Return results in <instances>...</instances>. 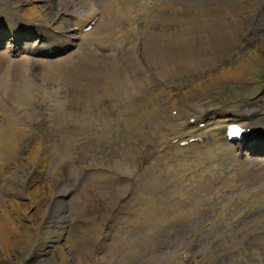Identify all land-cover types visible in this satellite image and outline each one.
Instances as JSON below:
<instances>
[{
    "label": "rangeland",
    "instance_id": "374dc122",
    "mask_svg": "<svg viewBox=\"0 0 264 264\" xmlns=\"http://www.w3.org/2000/svg\"><path fill=\"white\" fill-rule=\"evenodd\" d=\"M61 1L0 0L5 20L0 68L10 60L25 59L20 64L30 84L36 85L30 98L18 102L20 143L0 162V220L11 221L9 234L16 239L9 246L0 241V264H78L81 259L86 264H264V203L256 205L257 197L246 200L245 196L264 192V160L259 163L261 176L240 172L247 169L245 157L252 153L235 152L232 142L221 139L224 125L218 122L223 116L253 114L258 108L252 124L264 129V117L258 120L264 109V0H233L244 6L237 15L241 25L230 16L215 22V12L208 20L196 16L188 27L191 35L176 44L173 27L165 23L169 11L180 14L158 7L172 0H145V7L150 6L141 12L144 15L128 5L132 20L122 25L125 5L109 21L110 0H73L88 3L103 15L99 35L79 33L76 17L61 10ZM31 7L34 15H28ZM197 8L214 11V0ZM38 15L49 28L42 33L61 34L53 39L66 44L13 59V46V52L19 53L41 40L30 31L33 39L20 32L11 42V29L23 27L24 21L42 24L30 20ZM62 27L66 34L60 32ZM137 27L142 33L134 38ZM154 31H159L158 36ZM243 31L254 37L253 42L242 40ZM82 32L86 31L82 28ZM124 33L135 41L134 49L121 37ZM70 57L71 64L64 66L68 76H58L52 65ZM100 61L105 68L93 69ZM231 62L246 66L240 77L229 70ZM111 78L115 87H121L120 93L109 84ZM6 93L0 91V126L12 106ZM186 133L202 139L201 151L185 159L177 150L174 164L161 162L165 161L162 151L168 156L175 151L168 139ZM214 138L222 144L223 154H214ZM254 156L262 160L264 152ZM150 164L157 165L143 169ZM191 167L195 169L188 172ZM181 168L182 181H172ZM195 174L202 176L187 190L186 178L195 179ZM235 183V188L227 186ZM224 186L226 191L219 192ZM172 188L177 201L183 200L177 205L174 228L154 216L164 204L150 198L170 197ZM140 194L149 198L140 200ZM224 198L235 205L226 207ZM169 204L176 201L167 200L165 207ZM136 208L140 221L134 220ZM146 215L151 219L148 224ZM245 215L250 216L242 223ZM137 226L144 228L130 230ZM225 247L228 250L223 252Z\"/></svg>",
    "mask_w": 264,
    "mask_h": 264
},
{
    "label": "bare ground",
    "instance_id": "6f19581e",
    "mask_svg": "<svg viewBox=\"0 0 264 264\" xmlns=\"http://www.w3.org/2000/svg\"><path fill=\"white\" fill-rule=\"evenodd\" d=\"M126 1L127 0H125V1L124 0H110L109 8H108V10L110 11L109 21H111L113 15H118L119 14L118 12H119V10H120L122 5H125V9L123 8V10H125V11L122 10L123 12L120 14L121 15V21H120L121 25L124 23V20H132V18L128 17V15H127V11L129 10L127 8L128 5L134 6L133 9L135 8V10L141 11L142 13L146 11L145 9L148 6H150V5H147V7H145V5H144V1L145 0H128L127 4H126ZM239 1H242V0H239ZM175 2H179V5H178V3H175ZM69 3H70L71 7L65 9V5H67ZM69 3L66 0L61 1V4H64L63 8H61V10H63L66 13H70L71 15H74L73 17H76L75 20L78 23H81L82 26L85 23H89L90 21H93V23H94L92 25L93 28L89 32H87L85 34L86 35H92V34L95 33V35H99L100 28L104 25V22H105V19L104 18L102 19L103 15L99 17L98 13H97V10L95 8H92V9L89 10V7L87 5L88 3L87 4H79V3H74L73 0H71V2H69ZM208 3H209V0H172V3L168 2V4H166L164 2H160L159 3L158 7H168L167 8L168 10L171 9L174 13L179 12V14H180V15H174L171 11H169V13H171V15L169 14V16L166 19V23H165V27H173V35L175 36V38H178V39H176L177 41H175L174 44L178 43L179 39L182 40V38H185L186 36H190L191 35L190 29L188 27H189V25L193 24L195 20L197 21L198 17L196 18V16H200V18L204 17L206 20H208V19H210V16L215 12L218 15V18H217L218 20H216L215 22H218L220 20H224L225 18L230 16V17H232L231 21L234 24L241 25V20H239L237 18L238 17L237 16L238 13L243 11V9H244V6H243V4L241 2H233V0H214V11H212L213 9H211V10L205 9V11H201V10H199L197 8L198 6H207ZM28 11L31 12L28 15H34V11L35 10H34L33 7L28 8ZM120 12H121V10H120ZM130 13H131V11H130ZM157 13H156V11H155V15H154L153 12H152V14L150 13L151 14V18L154 19L157 16ZM163 13L167 14L168 11L164 10ZM122 15L125 16V17H122ZM142 15H144V14H142ZM161 15H163V14H161ZM29 17H31V16H29ZM117 17H115V18H117ZM26 19H29V18H26ZM30 20L31 21L42 22V23H45V24L47 23V21L43 20L42 17H40L39 15L37 17L33 16L32 19H30ZM4 22H5V20H4L3 16L0 14V35L2 33V30H3L2 27H5V25H4L5 23ZM127 22L128 21H126V23ZM135 23H136V20H135ZM150 25H151L150 28H152V23H150ZM233 27H235V26H233ZM63 28H66V27L60 28V32H63V34H66V33H64L65 29H63ZM121 28H122V26H121ZM150 28L148 30H151ZM34 29L35 28H33L32 26H30L27 23L23 27L12 28L11 31L13 33L11 34V38L9 37L10 41L12 42V40L15 37L16 33H20V32H21V34H23L24 32H27L25 39L28 40V39L34 37L33 34H31L30 31H33V32L35 31L37 33V37L41 38V42L40 43H42L43 41L45 42V40H42V39H45V36H49V35H47L48 33H46V32L42 33V31H39V30H36V29L34 30ZM105 29H107V28H105ZM135 29L136 30L133 31L134 38L137 37L140 34L139 33L140 30H141L140 32L142 33V28L141 27L140 28L137 27ZM171 31H172V29H171ZM4 32L9 33L10 31H4ZM245 32H246V30H245ZM49 33H52V32H49ZM55 33H57V32H55ZM158 33H159V31L158 32L154 31V36L155 37L158 36ZM243 33H244V31H243ZM133 35H132V37H133ZM61 36H62L61 34H54V33H52V35H51L52 39L53 38H59L60 39ZM82 36H84V35H82ZM220 36H222V35H220ZM84 37H82V39ZM121 37H123V39L133 43L132 47L134 49L135 41L133 39H131L130 36L127 35V33H124L123 36H121ZM242 38H243L242 40H244L246 42H249V43L253 42L252 40L254 39L253 36H249V34L246 35L245 33L242 36ZM4 39L2 40V43H3ZM218 39H219V36H218ZM112 40H116V39H112ZM13 41L15 42V39ZM168 41L169 42H171V41L173 42V40H168ZM47 42H51V41H47ZM122 42H123V40H122ZM84 43H85V41H84ZM116 43H117V41H116ZM14 44H15V46H17L16 43H14ZM18 45H20V44H18ZM170 45H172V43H170ZM257 45L258 44L256 42L255 47ZM10 46H13V45H10ZM258 47H259V45H258ZM13 49H14V46H13ZM23 50H26V51H29V52H35L36 51L35 48L30 49L29 46L24 47ZM131 50H132V48H131ZM78 53L82 56V54L80 52H78ZM71 58L72 57H70L69 60H67V61H63V62L59 61L55 65H52V68L54 66H56V69L55 68H53V69H54V71H55V73L57 75L59 74L58 76H61L60 74H65V75L68 76L67 69L64 66H66L67 68L69 67V65L72 62ZM95 58L96 57H94L93 59H95ZM21 62L25 63L26 60L25 59H20L17 62H15L13 60H10L9 64L5 68L1 67L2 70H0V73H1L0 74V91L7 92L6 94L10 95V97H9L10 101H9L8 104L12 105L10 107V109H9V112H10L9 116L7 115L1 121V126H0V162H1V158L3 156H5L12 148L16 147V145L18 143H20V140L22 138V134H21V131L19 129L18 123L16 121L17 117H18L17 114L19 113V105H20V104H18V102L21 101V100H25V99L30 98L31 97V91L33 92V90L31 88H33V86H36V85L30 84V82H29V80H28V78L26 76L25 70L23 68V64H20ZM231 63L232 64L228 66L229 70L234 71V73H236L235 75H238V77H240L243 74L246 66L240 64V62L239 63L231 62ZM18 66H19V69H18ZM103 68H105V67L103 66L101 61H100L99 66H93V69H95V70H103ZM12 71H13V73H11ZM48 73H50V72H46L45 75H47ZM109 75H111V74H109ZM58 78H60V77H58ZM58 80H60V79H58ZM97 80H100V79L97 78ZM109 80H110L109 84L113 86L115 92L118 91L120 93L121 87H119L117 84H116V87H115V83L112 84V82H116V80H114L112 78L109 79ZM104 85H106V84H104ZM126 89H125V91H126ZM34 90H36V89H34ZM259 112H260V110H259ZM252 113L253 114H250L248 111H244V112L240 113L238 117L237 116L236 117H234V116H223V119H222L223 122H221V123L222 124L224 123L225 126H224V131H223L224 135L221 136V138H222V140L227 142L226 132H227V128H228V124L229 123L230 124L231 123H237L240 126H242L245 129L244 134H243L244 137L253 130L252 133H251L252 137H257L258 136L259 140L262 139L263 142L262 143L256 142V143L250 145L249 142H242V140H245V139H242V140L239 139V140H237L236 149L242 152L243 151L242 150L243 147H246L245 151L249 150L250 153H252L251 155H254V154H257L260 151L264 152V129L258 127V124L256 126H253V124H252L253 117L255 115H258L257 114L258 113V108H254ZM262 114L264 115V109L262 111ZM263 115L260 116L261 118H258V120H260V121L263 120V117H264ZM219 129H221V128H219ZM214 140L216 142L215 138H214ZM215 142H214V146H212V147H214V154L215 155L223 154L221 152V149H220L222 144H218V142L217 143H215ZM245 158H247L246 161H245V164L248 167H247L246 170H242L241 169L240 172H244V174L248 175V176H249V174H251L253 177L255 176V178H256V176H258L260 171H261L260 170L261 166L259 167V163H263L262 161L264 159L261 160V159H259L257 157H254V156H250V157L246 156ZM263 172H264V170H263ZM259 176H261V175H259ZM172 179H171L172 181H174L175 179H177L176 180L177 182L182 181L181 179H178L177 177L176 178L174 177ZM254 181L255 180H253V182ZM254 197H256V196H254ZM249 216L250 215H245L242 223H244ZM145 219H146V224H148L151 221V219H147V215H146ZM12 227L13 226H12L11 221H8L7 224H6L5 221L0 220V232H1L0 233V241H1V243H4V244L8 243V246L14 244V239L15 238L12 235L10 236V234H9L11 232V230H12ZM15 241H16V239H15ZM77 263L78 264H86L84 262V260H82V259L80 261H77Z\"/></svg>",
    "mask_w": 264,
    "mask_h": 264
},
{
    "label": "snow or ice",
    "instance_id": "6c2138e0",
    "mask_svg": "<svg viewBox=\"0 0 264 264\" xmlns=\"http://www.w3.org/2000/svg\"><path fill=\"white\" fill-rule=\"evenodd\" d=\"M238 132H239V130L237 129V130H234V132L232 134L235 135V134H238Z\"/></svg>",
    "mask_w": 264,
    "mask_h": 264
}]
</instances>
